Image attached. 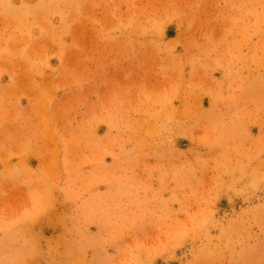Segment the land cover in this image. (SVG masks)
Instances as JSON below:
<instances>
[{
	"label": "rangeland",
	"instance_id": "rangeland-1",
	"mask_svg": "<svg viewBox=\"0 0 264 264\" xmlns=\"http://www.w3.org/2000/svg\"><path fill=\"white\" fill-rule=\"evenodd\" d=\"M0 264H264V0H0Z\"/></svg>",
	"mask_w": 264,
	"mask_h": 264
}]
</instances>
